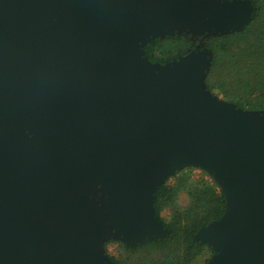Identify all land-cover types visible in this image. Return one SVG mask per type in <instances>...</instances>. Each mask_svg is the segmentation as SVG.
Masks as SVG:
<instances>
[{
	"label": "water",
	"instance_id": "water-1",
	"mask_svg": "<svg viewBox=\"0 0 264 264\" xmlns=\"http://www.w3.org/2000/svg\"><path fill=\"white\" fill-rule=\"evenodd\" d=\"M250 0H0V264H115L166 234L154 198L201 169L227 210L208 264H264V112L210 94L211 59L145 46L241 31Z\"/></svg>",
	"mask_w": 264,
	"mask_h": 264
},
{
	"label": "trees",
	"instance_id": "trees-1",
	"mask_svg": "<svg viewBox=\"0 0 264 264\" xmlns=\"http://www.w3.org/2000/svg\"><path fill=\"white\" fill-rule=\"evenodd\" d=\"M250 1L255 15L243 30L156 38L145 46L146 56L153 64L165 66L190 51L207 50L211 65L204 81L206 90L243 111L264 112V0ZM194 170L187 167L168 177L155 194L154 207L166 234L136 247L111 240L123 250L118 257L110 255L115 264H194L205 253L204 264L212 260L216 249L196 236L221 220L227 199L212 176L203 171L195 177Z\"/></svg>",
	"mask_w": 264,
	"mask_h": 264
},
{
	"label": "rangeland",
	"instance_id": "rangeland-1",
	"mask_svg": "<svg viewBox=\"0 0 264 264\" xmlns=\"http://www.w3.org/2000/svg\"><path fill=\"white\" fill-rule=\"evenodd\" d=\"M221 99L222 96H220ZM194 175L195 177H200L203 175V170L201 169H198V168H194ZM166 216V214H165ZM111 240H115L114 237H111ZM110 240V241H111ZM110 241H108V243H106L105 245V251L106 253L110 256H120V254L123 253V250L120 248L119 244L118 243H110ZM208 258V255L205 253L203 255H201L200 257L197 258V260L194 262V264H204V262L206 261V259Z\"/></svg>",
	"mask_w": 264,
	"mask_h": 264
}]
</instances>
